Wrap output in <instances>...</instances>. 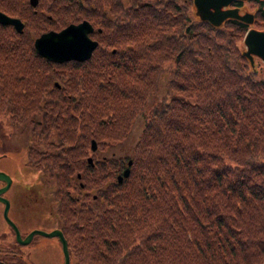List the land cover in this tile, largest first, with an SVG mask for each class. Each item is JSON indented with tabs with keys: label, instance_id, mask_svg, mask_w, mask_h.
Instances as JSON below:
<instances>
[{
	"label": "trees",
	"instance_id": "trees-1",
	"mask_svg": "<svg viewBox=\"0 0 264 264\" xmlns=\"http://www.w3.org/2000/svg\"><path fill=\"white\" fill-rule=\"evenodd\" d=\"M250 1L264 20V0ZM19 3L0 0V11ZM43 4L48 13L31 15L37 21L21 33L0 24V119L11 130L29 123L24 163L53 185L72 262L259 264L264 79L237 45L247 22L212 24L192 16V0ZM52 17L55 26L85 19L99 28L87 59L36 53L32 36ZM164 70V94L146 107ZM136 112L131 154L97 160L90 140L103 149L123 139Z\"/></svg>",
	"mask_w": 264,
	"mask_h": 264
},
{
	"label": "rangeland",
	"instance_id": "rangeland-1",
	"mask_svg": "<svg viewBox=\"0 0 264 264\" xmlns=\"http://www.w3.org/2000/svg\"><path fill=\"white\" fill-rule=\"evenodd\" d=\"M256 2L250 1V0H243L240 3V6L237 8V12L240 14L243 11L246 12H254L256 10ZM264 7V6H263ZM188 10H190L192 16H197L195 14L194 7L190 4L188 7ZM194 13V15H193ZM254 20L252 23H247L248 29H254L257 31H264V20L258 18L257 16L253 17ZM54 19L56 18H50V23L54 25ZM80 20V19H79ZM56 21V20H55ZM54 22V23H53ZM76 22V21H75ZM73 22V23H75ZM68 22H65V24ZM60 24V23H59ZM91 25V24H90ZM59 26V27H57ZM57 26H50L48 24L47 28L45 30H58L61 28V25ZM64 26V25H63ZM92 26V25H91ZM95 30L92 31L93 34H89L90 38L96 39ZM228 31H231V33H235L234 30L228 29ZM262 31V32H263ZM245 32H242V37ZM38 34H35L32 36L35 37ZM237 35V34H233ZM240 38L237 40V45L240 49H243L246 46V43L242 41L243 38ZM238 38V37H236ZM255 71L257 76H260L262 79H264V63L260 59V57L256 54L253 56ZM166 73L167 71L164 70L161 72V74L158 77V83H157V91L154 95H152L150 98H148L147 106L148 107L151 103H155L162 94H164V83L166 80ZM142 115L140 112H136V115L132 119L130 123V127L126 134L124 135L123 139L115 140V142H107L103 149H99L95 147L94 151L92 152V155L99 161L105 160V158H116V157H124V155H130L131 149L133 146V142L137 137L138 132L140 131V128L142 127ZM5 121L3 119H0V153L4 154L3 156H0V172L6 173L10 177V185L5 190L4 196L8 197L11 204L15 205L18 201V193L27 187H31L33 193L38 198L39 201L36 202V204L33 206L34 211L29 215L28 217H24L22 220H20L21 225L23 229L26 226H35L41 228H47L49 226V222L46 221L47 212H48V204L50 203V206L53 204V199L51 197V190L53 189L52 184H48L44 180V174L40 173L36 170L35 167H32L29 164H25V146H26V137L29 135V123H26L19 128H14L11 130L10 127H8L7 124L4 123ZM57 218V215H56ZM55 224H59V219L53 221ZM0 234L4 237V234L6 235V231L4 227L0 228ZM4 244V242H2ZM30 245H33L31 249H36L35 251L39 254L40 259H46V264H59L60 263V252L58 251V244L57 240H55V237H45V236H35L33 238ZM31 251V250H30ZM35 254V253H34ZM40 262V260H38ZM259 264H264V252L263 257L259 261Z\"/></svg>",
	"mask_w": 264,
	"mask_h": 264
},
{
	"label": "water",
	"instance_id": "water-1",
	"mask_svg": "<svg viewBox=\"0 0 264 264\" xmlns=\"http://www.w3.org/2000/svg\"><path fill=\"white\" fill-rule=\"evenodd\" d=\"M35 0H30L31 4ZM230 0H194L196 9L200 11V15L211 22H219L223 16L235 14L233 10H222L218 6L229 3ZM211 7L213 10L209 9ZM242 17V16H241ZM240 17V18H241ZM0 24L12 25L17 32L21 31V22L14 17H8L0 11ZM92 30V26L85 20L74 23H67L65 27L59 30H46L33 38V49L38 55L47 60L54 62H63L68 59L85 60L89 57L91 51L95 48L96 41L87 36ZM246 43L244 52L247 55L256 53L264 62V32L249 29L243 38ZM95 147L94 140L90 141L89 148L93 150ZM86 160H91L87 157ZM127 162H130L129 160ZM120 175H117L116 180H120L121 176H125L128 172L127 167L122 169ZM0 181L4 184L0 187V193L4 192L10 182V177L6 173L0 172ZM0 202L3 203V220L8 222L13 231L17 242L28 243L33 234L46 237L55 236L60 242V251L62 252V260L64 264H68V251H66V240L62 236L59 229L38 230L30 229L23 239H19L18 231H16L13 222L5 215L8 200L0 196Z\"/></svg>",
	"mask_w": 264,
	"mask_h": 264
},
{
	"label": "flooded vegetation",
	"instance_id": "flooded-vegetation-1",
	"mask_svg": "<svg viewBox=\"0 0 264 264\" xmlns=\"http://www.w3.org/2000/svg\"><path fill=\"white\" fill-rule=\"evenodd\" d=\"M17 1L18 2L20 1L19 3L20 7L17 8V12L16 13H6V15L17 17L19 21L21 22L22 30L24 29L23 27L26 21L28 22H31L32 20L37 21L36 18L31 17V15H42V14L46 15L48 13L45 8H48L49 5L46 7L45 4H43V0H35L33 4H31L30 0H17ZM51 1L52 3L54 2L57 3L62 0H51ZM43 7L45 10L43 9ZM39 21L42 22L41 19H39ZM45 23L46 22L43 21L42 25H45ZM8 27L12 28L11 25H8ZM90 34H92V32ZM28 137L29 135L26 137V144L28 142L27 140ZM3 155L4 154L0 153V156H3ZM25 158H26V153H25ZM3 184L4 183L0 181V187L3 186ZM9 185H10V182L8 184V187ZM7 188L5 190H7ZM4 192L0 193V196L8 200L5 215L8 217L9 220L13 222V225L16 231H18L20 240L26 236V234L29 232L30 229H38V230L43 229V230L49 231V230H52V228L59 229L62 236L66 240V237L64 233H62L61 229L59 228V225L56 223L55 224L53 223V221L54 220L56 221L57 218H56V212L53 209L52 205L50 206V203L47 206L48 207V212H47L48 217H46L45 220L49 222V226H47L46 229L45 228L39 229V227L30 226V225L26 226L23 229L20 220H22L24 217H28L29 215H31V213L34 211L33 206L36 204L37 201H39L38 198L33 193L31 187H27L26 189L18 193L17 195L18 201H17V204L15 205H12L9 198L4 196ZM3 206H4L3 203L0 202V228L4 227L6 231V235L4 234V237L0 234V264H46L45 263L46 259H40L39 254L35 251L36 249L34 248L31 249L33 245H30L33 238H35V236H40V235L33 234L30 237V240L28 243L17 242L15 238V231H13L12 226L8 222L3 220ZM55 240H57L56 237H55ZM2 242H4V244H2ZM57 244L59 246L58 251L60 252V263L59 264H64L62 260V252L60 251L59 240H57ZM66 251H68V259H67L68 264H74L72 262L70 251L68 249V240H66ZM38 260H40V262H38Z\"/></svg>",
	"mask_w": 264,
	"mask_h": 264
}]
</instances>
